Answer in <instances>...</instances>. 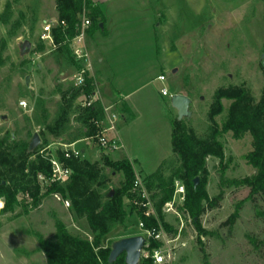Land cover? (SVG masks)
Segmentation results:
<instances>
[{
  "label": "rangeland",
  "instance_id": "rangeland-1",
  "mask_svg": "<svg viewBox=\"0 0 264 264\" xmlns=\"http://www.w3.org/2000/svg\"><path fill=\"white\" fill-rule=\"evenodd\" d=\"M7 2L13 3V11L3 23ZM117 3L122 9L112 13L106 49L118 64L109 90L116 87L125 96L112 100L123 147L109 150L96 138L77 143L88 148L82 159L98 173L92 186L101 201L106 200L107 192L120 188L123 180L121 173L105 165L106 157L136 159L134 169L142 180L164 160L167 175L178 166L171 141L177 110L171 97L162 95V87L170 94L191 98L192 114L183 119L202 137L211 131L209 113L219 88L243 86L256 99L264 93V0ZM52 19H58L56 0H0V151L12 153L14 159L25 155L21 147L30 143L35 132L41 143L30 159L41 155L48 145L52 150L46 149L43 155L48 151L58 155L59 143L85 136L86 129L77 120V112L84 108L77 99L72 108L63 99V93L73 86L76 63L71 52L40 38L43 21ZM25 40L31 47L22 54ZM160 74L166 76L165 81L157 78ZM22 99L28 102L26 109L20 106ZM223 103L227 109L230 101L224 99ZM223 118L222 114L215 119L221 124ZM220 139L226 160L230 159L223 176L219 160L207 159L209 195L224 192L218 205L207 208L198 225L183 213L182 205L163 210L170 232L156 213L157 227L174 238L167 264H264V196L248 199V186L229 185L230 180L255 172L245 159L253 148L252 136L246 133L236 139L225 133ZM17 199L12 209L0 211V264H48L37 234L53 240L56 219L73 235L93 240L87 221L77 218L71 207L52 195L44 196L37 207L27 191L18 192ZM140 222L136 214L130 215L125 226L116 225L104 237L101 247L111 248L120 238L137 235Z\"/></svg>",
  "mask_w": 264,
  "mask_h": 264
},
{
  "label": "trees",
  "instance_id": "trees-1",
  "mask_svg": "<svg viewBox=\"0 0 264 264\" xmlns=\"http://www.w3.org/2000/svg\"><path fill=\"white\" fill-rule=\"evenodd\" d=\"M56 9L58 20L65 21L66 26L54 27L53 36L56 44L61 45L66 51H70L67 40L75 36L84 14L91 20L89 30L105 28L104 14L91 0H56ZM12 11L13 3L7 2L1 17L3 23L8 22ZM93 90V79L87 75L85 85L82 88L70 86L63 93V99L72 108L73 102L79 96L82 94L88 96ZM224 99L230 101L227 109L223 103ZM77 113V120L86 129L84 138L94 136L102 130L105 113L101 103L96 101ZM222 114L224 118L219 124L215 118ZM209 118L212 126L207 137L197 134L186 119L177 118L171 141L172 156L177 157L178 166L167 175L164 171L167 161L164 160L154 173L143 179L144 188L148 194L151 193L150 199L157 216L169 232L170 227L163 221V207L173 197L175 180H181L186 187L185 201L180 209L191 217L195 225H198L207 208H215L223 199V191L214 197L208 193L207 159L215 157L219 160L223 176L230 160H226L225 146L220 139L225 133H232L236 139H241L246 133L251 134L253 148L245 155V159L255 169L252 175L230 180L229 185L248 186L250 189L248 199H254L257 195L264 196V93L256 99L243 86L219 88L215 92ZM21 149L25 155L21 154L17 159H14L10 152L0 151V198H5V209L10 210L17 204V194L20 191L30 193L34 207L39 206L44 196L58 192L70 200L74 215L79 219H85L93 234L92 241L73 235L61 219H56L53 240L37 234L48 264H126L124 254H121L114 263H109L111 248L101 247L104 237L116 225L125 226L126 220L132 214H136L146 228L158 226L157 217L147 216L143 206L133 204L135 200H143L141 189L134 187L137 179L135 161L128 158L119 160L105 158V165L114 172L121 173L123 180L121 187L114 191L113 196H109V191L106 200L101 201L100 194L92 186L97 180L98 173L89 161L65 160L73 170L69 181L64 185L53 183L46 192L41 193L37 175L43 173L51 176V165L42 155L30 159L34 151L29 149V143L22 145ZM57 156L63 160L60 150ZM196 178L199 179L198 183H195ZM150 243L151 247L159 245V242L153 239ZM138 264L154 263L152 259L140 257Z\"/></svg>",
  "mask_w": 264,
  "mask_h": 264
},
{
  "label": "built area",
  "instance_id": "built-area-1",
  "mask_svg": "<svg viewBox=\"0 0 264 264\" xmlns=\"http://www.w3.org/2000/svg\"><path fill=\"white\" fill-rule=\"evenodd\" d=\"M56 26H62L65 27L66 23L65 21H59L58 19H52V20H44L43 21V30L40 35L41 40L43 42L56 47L57 44L55 42L54 36H53V28ZM91 26V20L85 16H83L81 23L79 24L77 28V32L74 37L67 40V43L69 45V49L72 55L73 60L75 61L77 68L75 72L72 74L71 80L73 81L74 87L82 88L85 85V79L86 76H90V54L88 52V48L86 45V38L88 34V29ZM91 77V76H90ZM92 78V77H91ZM161 81L166 80V76L164 74H160L157 77ZM94 84V90L90 95H84L82 94L77 98V102L79 105H81L83 108L90 107L93 103L98 101V92L95 89V83ZM162 95H169L170 97L172 94L169 93V90L167 87L161 88ZM20 106H22L24 109L27 108L28 102L25 99H22L20 101ZM113 106H104V113L105 117L103 120V128L102 130L91 137L85 138V140L89 139H97L99 144L103 147L108 148L109 150H117L120 149L122 144L120 143L119 137L116 135H113L116 131V122L118 120V115L116 112L113 111ZM58 147L62 153L63 160L59 159L58 156L53 151H48L46 155H43L44 151L46 149H50L51 147L48 145L46 148L41 150V155L43 157H46V159L49 161L51 165V176H46L43 173H39L37 175V181L39 184L40 192L44 193L47 191V189L53 184L57 183L60 185H64L67 183L71 177V174L73 172L72 168L68 166L65 163V160H72V159H82L85 153L77 145V142H69V143H59ZM56 150V148H55ZM135 188L141 189V196L143 200L133 201V204L138 206H143L145 208V214L147 216H153L157 217L154 208V204L152 200L149 198L148 193L143 185V180L137 177L136 181L134 182ZM55 199L61 203L66 208L71 207V202L68 198H64L60 193L55 192L52 194ZM186 197V187L184 183L181 180H175L174 182V193L171 201L167 202L163 210H174L175 205H183ZM5 208V202L2 198H0V211ZM141 231L138 234H142L146 238L145 245L141 251V257H144L145 259H152L154 264H167L169 262V259H171V248L170 243L173 241L174 238L169 236L167 231H165L164 228L161 226L159 227H152V228H146L144 226L143 222L139 223ZM156 240L159 242V245L156 247H151L150 240Z\"/></svg>",
  "mask_w": 264,
  "mask_h": 264
},
{
  "label": "crops",
  "instance_id": "crops-1",
  "mask_svg": "<svg viewBox=\"0 0 264 264\" xmlns=\"http://www.w3.org/2000/svg\"><path fill=\"white\" fill-rule=\"evenodd\" d=\"M93 3L97 4L100 9L102 10L104 17H105V28L104 29H97V30H89L86 38V45L88 48V52L90 54V76L92 77L95 83V89L98 92V102L101 105L109 106L112 105V100L114 97H119L125 99V96L122 95L121 91L114 87L111 91L109 90L108 85L111 83L113 85V80L117 71L116 62L110 58L109 53L106 49L107 41L109 40L111 31L109 28L111 22V16L114 11L121 10V4L118 6L117 2H122L123 0H91ZM47 44V43H46ZM74 64V63H73ZM74 71L77 68V65L74 64ZM74 73V72H73ZM72 73V74H73ZM119 120L116 122V131L115 135L120 136V127L118 126ZM85 138L76 140L84 141ZM83 152H86V147L81 148ZM131 161L137 162L136 159H130Z\"/></svg>",
  "mask_w": 264,
  "mask_h": 264
},
{
  "label": "water",
  "instance_id": "water-1",
  "mask_svg": "<svg viewBox=\"0 0 264 264\" xmlns=\"http://www.w3.org/2000/svg\"><path fill=\"white\" fill-rule=\"evenodd\" d=\"M102 26V24H101ZM31 47V42L25 40L21 45V52L25 54ZM264 57V56H263ZM264 65V59H263ZM30 77H26L25 83L29 86ZM172 106L177 110L178 119L181 120L185 117H190L192 112L190 110L191 98L185 94H172L171 96ZM41 143V138L38 132L33 133L31 141L29 143V149L34 150ZM199 179H195V183H198ZM114 191L109 192V196H113ZM146 238L142 234L132 235L128 237L120 238L113 242L109 253V263H114L117 258L124 254L126 264H138L141 257V251L145 245Z\"/></svg>",
  "mask_w": 264,
  "mask_h": 264
}]
</instances>
